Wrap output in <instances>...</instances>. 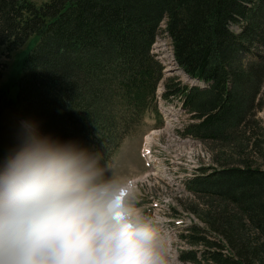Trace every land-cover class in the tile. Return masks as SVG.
I'll list each match as a JSON object with an SVG mask.
<instances>
[{
	"label": "trees",
	"instance_id": "1",
	"mask_svg": "<svg viewBox=\"0 0 264 264\" xmlns=\"http://www.w3.org/2000/svg\"><path fill=\"white\" fill-rule=\"evenodd\" d=\"M159 36L203 85L168 77L164 95L184 96L193 120L185 133L228 166L191 181L201 203L186 208L205 228L187 227L183 238L198 251L181 256L264 264V131L258 144L250 133L264 85V0H0V47L33 44L10 86H0V164L19 147L25 121L94 155L117 149L126 129L156 112L163 74L150 50ZM253 148L262 167L246 162Z\"/></svg>",
	"mask_w": 264,
	"mask_h": 264
},
{
	"label": "clouds",
	"instance_id": "2",
	"mask_svg": "<svg viewBox=\"0 0 264 264\" xmlns=\"http://www.w3.org/2000/svg\"><path fill=\"white\" fill-rule=\"evenodd\" d=\"M100 159L22 123L0 164V264H175L167 218L145 211L139 177Z\"/></svg>",
	"mask_w": 264,
	"mask_h": 264
},
{
	"label": "rangeland",
	"instance_id": "3",
	"mask_svg": "<svg viewBox=\"0 0 264 264\" xmlns=\"http://www.w3.org/2000/svg\"><path fill=\"white\" fill-rule=\"evenodd\" d=\"M40 1L41 0H38V2ZM156 42L158 43L154 48ZM156 42L153 44V58L162 66L163 75L160 80L172 77L179 80L182 84H189V81H186V75L182 73V69L178 65H175L172 60L171 46L168 39L161 38ZM32 45L31 40H29L25 45L15 50H7L4 46L0 47L1 87L5 85L10 86L12 79L16 76V68L20 55ZM168 63L170 64L168 65ZM167 69H169V71ZM156 88L159 93L161 91L159 82L157 83ZM15 92L16 87L12 90L13 96L15 95ZM179 100L174 98L171 103H167L166 100L161 99V104L163 106H169L174 102L181 101ZM255 105H257V110L254 119L258 122V126L251 127L250 133H254V144H258L259 140L257 138L259 137V133L262 132L260 129H263L264 131V85L261 86ZM154 107L155 110H157L155 100ZM102 109H105V104L102 105ZM182 110L183 112L181 113L179 120L173 119L170 124L164 120L166 123L165 129L161 126L158 112H147L146 117L139 125L130 130L126 129V135L117 149L105 152L99 150L97 155L101 158V166L111 162L118 173L132 174L139 177L141 181V198H144L147 194L149 199L158 203L156 210H162L163 215L167 218V226L173 240L175 264H195L188 258L183 259L181 256L194 248L186 240L181 238L183 227H185V225L176 226L170 222L171 219L169 213H167V206L174 208L177 214L179 213V215H182L185 219L184 222L187 225L195 223L198 228L203 229L205 227L204 223L198 218L197 214L186 208L190 204L201 203L197 198V195L189 189V185L191 184L190 179L192 176L208 174L220 167L228 166L213 161V151L209 144L204 143L210 155L199 140L192 139L191 137L184 139L175 136L177 135V131L182 130L181 128L184 125L189 124L191 120L190 117L186 116L188 114L190 116V113L188 112V114H186L183 108ZM167 128L173 129L167 131ZM153 132H157V134L153 136V141L149 147L153 152L154 158H156L160 165L165 168V172L159 170L148 172V168L145 166V162L140 156L142 143L144 142L145 137L151 136ZM260 151L264 153V142ZM247 152L249 155L246 158V162H251L254 165L261 167L263 166L262 158L258 153V148H253L251 151ZM241 155L244 157L245 154L241 153ZM219 158L228 159V156L227 154H221ZM176 161L182 163L180 168H178L179 165ZM232 161H238L237 157L233 158ZM199 162L203 166V170H197ZM110 174V172L107 173V175ZM162 177L165 178L162 179ZM141 205L146 209V205L149 206L150 204L141 201ZM222 252L227 254V251Z\"/></svg>",
	"mask_w": 264,
	"mask_h": 264
},
{
	"label": "bare ground",
	"instance_id": "4",
	"mask_svg": "<svg viewBox=\"0 0 264 264\" xmlns=\"http://www.w3.org/2000/svg\"><path fill=\"white\" fill-rule=\"evenodd\" d=\"M170 63H168V65H169ZM167 65V66H168ZM168 71H169V69H167ZM170 70H173V69H170ZM182 73H184V72H182ZM185 74V73H184ZM186 75V74H185ZM187 76V75H186ZM158 99H159V101H160V103H161V96L160 95H158ZM174 99V98H173ZM177 99L179 100H181V98L180 97H177ZM163 100V99H162ZM179 100V101H180ZM172 101V100H171ZM182 101V100H181ZM174 102L173 104H171V105H169V106H163L162 104L160 105V109H162V115H163V119L165 120V121H167L168 122V124H170V122L171 121H173V119H177V120H179V117L181 116V113L183 112V110H182V102ZM157 133H153L152 134V136H148L147 138H146V140H147V145L148 146H150L151 145V143H152V141H153V136L154 135H156ZM188 137H184V139H187ZM192 138V137H191ZM192 139H194V138H192ZM156 144V143H155ZM165 145V144H164ZM161 146V145H160ZM177 154V153H176ZM160 160V159H159ZM185 161V160H184ZM176 163L179 165V167L178 168H180V166L182 165V163L181 162H178V161H176ZM199 164H201L200 162H199ZM172 167V166H171ZM150 169H151V171H157V170H159V171H164L165 172V168L162 166V165H160V163L158 162V160L156 159V158H154V156L152 157V159H151V166H150Z\"/></svg>",
	"mask_w": 264,
	"mask_h": 264
},
{
	"label": "built area",
	"instance_id": "5",
	"mask_svg": "<svg viewBox=\"0 0 264 264\" xmlns=\"http://www.w3.org/2000/svg\"><path fill=\"white\" fill-rule=\"evenodd\" d=\"M201 167H203L201 164H198V166H197V170L199 169V168H201ZM193 172H195V171H193Z\"/></svg>",
	"mask_w": 264,
	"mask_h": 264
}]
</instances>
